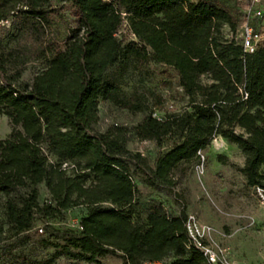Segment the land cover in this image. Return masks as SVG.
I'll return each mask as SVG.
<instances>
[{"label": "trees", "instance_id": "16d2710c", "mask_svg": "<svg viewBox=\"0 0 264 264\" xmlns=\"http://www.w3.org/2000/svg\"><path fill=\"white\" fill-rule=\"evenodd\" d=\"M66 1L72 26L57 43L42 41L48 0H0V20L17 17L15 35L31 48L28 55L12 49L0 56V114L10 126L0 138L8 228L20 234L36 214L56 217L81 204L86 210L80 228L59 230L53 256L97 262L111 254L125 264H208L187 236L184 209L171 214L150 203L143 218L132 216V173L140 170L149 185L171 184L176 166L197 159L198 150L218 134L241 150L245 182L264 187V40L252 53L243 52L234 38L235 15L212 0ZM122 21L132 35L125 41L115 37ZM45 56L44 67L28 83H16V70L6 73L10 62L15 68ZM145 62L174 71L189 110L160 119L148 111L132 126L94 129L100 101L141 110L139 95L123 97L120 81L131 63ZM128 131L156 144L169 139L152 167L145 168L140 153L127 148ZM40 181L48 194L43 202L35 186ZM18 187L27 189L9 195ZM16 246L17 240L0 245V256Z\"/></svg>", "mask_w": 264, "mask_h": 264}, {"label": "rangeland", "instance_id": "374dc122", "mask_svg": "<svg viewBox=\"0 0 264 264\" xmlns=\"http://www.w3.org/2000/svg\"><path fill=\"white\" fill-rule=\"evenodd\" d=\"M228 8L236 17L234 38L239 40V24L248 0H212ZM66 0H48L49 23L43 42L61 43L72 26L67 11ZM261 17L253 21L264 40V0L258 4ZM17 17L0 20V56L12 49H21L28 55L30 46L23 37L15 35ZM227 37L231 35L223 28ZM119 41L132 38L125 22L116 30ZM14 55V53H13ZM49 56L32 59L16 65L8 62L7 74L18 71L16 83H28L31 76L41 70ZM205 81V79H202ZM120 90L123 97L136 93L140 97L141 110L130 112L110 102L100 101L97 105L98 121L94 129L103 131L111 124L132 126L151 111L156 115L189 110L187 97L177 84L174 71L160 63H131L121 78ZM7 118L0 114V138L9 131ZM126 146L138 151L145 168L153 166L155 157L168 147L169 139L160 144L152 139H139L130 131L126 134ZM243 154L233 142L216 134L208 144L198 150V158L191 163H179L172 172L171 184L149 185L143 173L136 169L132 173L135 184L131 202L132 216L143 218L150 203H159L168 213L184 209L210 226L209 241L223 251L232 264H264V206H262L252 186L245 182L240 171ZM37 199L43 202L48 194L42 181L35 184ZM27 187H18L9 195L25 192ZM7 196L0 192V245L17 240V246L6 255L0 256V264L43 263L51 259V264H125L117 255L105 254L97 262H86L69 258L63 254L53 256L57 243H61L59 230L69 228L77 231L75 221L84 214L86 208L78 204L62 210L56 217L36 214L31 227L20 234H12L5 222L3 202ZM41 226L42 231L37 228ZM157 264V263H150Z\"/></svg>", "mask_w": 264, "mask_h": 264}, {"label": "built area", "instance_id": "2783aa9c", "mask_svg": "<svg viewBox=\"0 0 264 264\" xmlns=\"http://www.w3.org/2000/svg\"><path fill=\"white\" fill-rule=\"evenodd\" d=\"M259 1L260 0H248V4L244 9L243 17L239 24V43L245 53H252L263 40L260 32L252 23L260 18L262 14V11L258 6ZM152 116L156 119H160L162 115L158 116L153 112ZM65 164L66 163L63 162L61 165L64 166ZM251 186L255 191L259 203L264 206V187L258 184ZM74 225L80 228L78 221H75ZM184 226L188 238L192 241L193 245L199 249L208 264H232L226 258L223 251L209 241L208 234L210 226L207 223L199 220L194 214L187 213ZM37 230L41 232L42 227L39 226ZM141 264L150 263L145 262Z\"/></svg>", "mask_w": 264, "mask_h": 264}]
</instances>
